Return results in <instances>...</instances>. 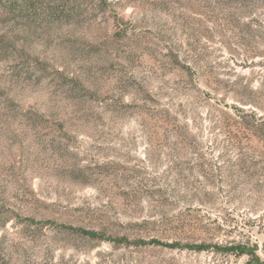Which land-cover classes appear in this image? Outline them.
I'll use <instances>...</instances> for the list:
<instances>
[{
  "label": "rangeland",
  "instance_id": "1",
  "mask_svg": "<svg viewBox=\"0 0 264 264\" xmlns=\"http://www.w3.org/2000/svg\"><path fill=\"white\" fill-rule=\"evenodd\" d=\"M240 244L264 264V0H0V264Z\"/></svg>",
  "mask_w": 264,
  "mask_h": 264
},
{
  "label": "trees",
  "instance_id": "2",
  "mask_svg": "<svg viewBox=\"0 0 264 264\" xmlns=\"http://www.w3.org/2000/svg\"><path fill=\"white\" fill-rule=\"evenodd\" d=\"M88 236H91V234H86ZM199 250V249H196ZM214 250L217 252H220L222 254H231L234 255L235 257H242L245 255H248L252 257L251 262L253 264L259 263V258L256 255V247L254 248H249L246 245H226V246H215Z\"/></svg>",
  "mask_w": 264,
  "mask_h": 264
}]
</instances>
